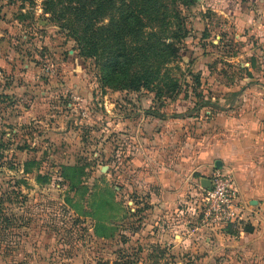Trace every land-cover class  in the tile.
<instances>
[{
  "label": "rangeland",
  "instance_id": "374dc122",
  "mask_svg": "<svg viewBox=\"0 0 264 264\" xmlns=\"http://www.w3.org/2000/svg\"><path fill=\"white\" fill-rule=\"evenodd\" d=\"M160 2L145 31L178 51L131 89L103 84L61 6L0 0V264H217L207 230L175 248L150 238L161 220L140 137L156 117L187 112L213 130L264 101V0Z\"/></svg>",
  "mask_w": 264,
  "mask_h": 264
},
{
  "label": "crops",
  "instance_id": "0c3cea01",
  "mask_svg": "<svg viewBox=\"0 0 264 264\" xmlns=\"http://www.w3.org/2000/svg\"><path fill=\"white\" fill-rule=\"evenodd\" d=\"M244 27L239 28L243 31ZM224 115L213 130L206 129L205 120L196 122L187 112L167 114L168 120L156 117L154 127L145 125L139 154L154 167L148 176L153 187L149 192L161 220L159 230L150 238L168 240L170 248L181 240L197 238L202 232L183 230L178 224L197 220L195 202L200 187L208 186L211 174L220 170L236 180L248 212L243 221L255 230L247 232L243 221H238L223 230L207 229L208 234H201L199 239L219 243L214 252L217 264H264V101L247 104L233 119Z\"/></svg>",
  "mask_w": 264,
  "mask_h": 264
},
{
  "label": "trees",
  "instance_id": "16d2710c",
  "mask_svg": "<svg viewBox=\"0 0 264 264\" xmlns=\"http://www.w3.org/2000/svg\"><path fill=\"white\" fill-rule=\"evenodd\" d=\"M46 4L53 13L61 6V26L76 41L81 56L98 60L103 84L110 87H149L162 64L178 51L173 43L152 41L157 32L145 31V19L160 20V0H46ZM105 18L109 22L101 24ZM244 230L251 233L255 228L247 223Z\"/></svg>",
  "mask_w": 264,
  "mask_h": 264
},
{
  "label": "built area",
  "instance_id": "2783aa9c",
  "mask_svg": "<svg viewBox=\"0 0 264 264\" xmlns=\"http://www.w3.org/2000/svg\"><path fill=\"white\" fill-rule=\"evenodd\" d=\"M210 186L202 185L195 202L197 225L189 231L222 230L247 217L235 179L220 170L210 176Z\"/></svg>",
  "mask_w": 264,
  "mask_h": 264
},
{
  "label": "water",
  "instance_id": "95a60500",
  "mask_svg": "<svg viewBox=\"0 0 264 264\" xmlns=\"http://www.w3.org/2000/svg\"><path fill=\"white\" fill-rule=\"evenodd\" d=\"M219 165H220V162H219V161H217V162H216V166H219ZM208 183H209V184H208V186H207V187H209V186H210V181H209V180H208Z\"/></svg>",
  "mask_w": 264,
  "mask_h": 264
}]
</instances>
